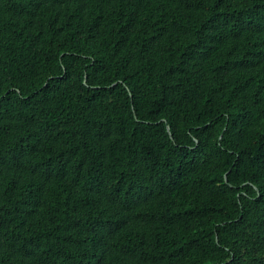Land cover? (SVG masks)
<instances>
[{
  "label": "trees",
  "instance_id": "obj_1",
  "mask_svg": "<svg viewBox=\"0 0 264 264\" xmlns=\"http://www.w3.org/2000/svg\"><path fill=\"white\" fill-rule=\"evenodd\" d=\"M0 264H264V0H0Z\"/></svg>",
  "mask_w": 264,
  "mask_h": 264
},
{
  "label": "water",
  "instance_id": "obj_2",
  "mask_svg": "<svg viewBox=\"0 0 264 264\" xmlns=\"http://www.w3.org/2000/svg\"><path fill=\"white\" fill-rule=\"evenodd\" d=\"M168 129L170 130V127H168Z\"/></svg>",
  "mask_w": 264,
  "mask_h": 264
}]
</instances>
